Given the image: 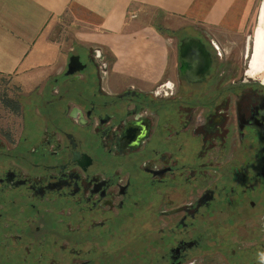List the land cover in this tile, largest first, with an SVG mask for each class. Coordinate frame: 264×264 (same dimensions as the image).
<instances>
[{
  "label": "flooded vegetation",
  "instance_id": "flooded-vegetation-1",
  "mask_svg": "<svg viewBox=\"0 0 264 264\" xmlns=\"http://www.w3.org/2000/svg\"><path fill=\"white\" fill-rule=\"evenodd\" d=\"M192 28L149 87L0 97V264H264V68Z\"/></svg>",
  "mask_w": 264,
  "mask_h": 264
},
{
  "label": "crops",
  "instance_id": "crops-1",
  "mask_svg": "<svg viewBox=\"0 0 264 264\" xmlns=\"http://www.w3.org/2000/svg\"><path fill=\"white\" fill-rule=\"evenodd\" d=\"M259 3L260 0H0V74H30L42 82L54 79L64 73L69 55L77 52L75 45H79L90 61L107 68L102 75L105 89L149 87L165 78L171 39L154 22L142 20L140 6L166 14L171 24L181 28L189 25L217 29L214 35L218 43L230 48L236 43L233 39L241 36L243 47L249 44ZM65 17L78 25L70 43L53 32L55 24ZM82 75L80 72L74 77ZM53 85L56 86L50 87Z\"/></svg>",
  "mask_w": 264,
  "mask_h": 264
},
{
  "label": "rangeland",
  "instance_id": "rangeland-1",
  "mask_svg": "<svg viewBox=\"0 0 264 264\" xmlns=\"http://www.w3.org/2000/svg\"><path fill=\"white\" fill-rule=\"evenodd\" d=\"M141 8L138 9V12H140L139 16L142 18V20L154 22L157 26H159L165 34L170 36V57H169V63L167 66V70L165 72L164 77H172V71L175 65V47H174V36L177 32H180L182 28H185L184 30H192V26H185L180 27L178 24L170 22L169 16L166 14L156 11L155 9L147 6H140ZM259 7V6H258ZM75 21H72L70 18L65 17L61 21L57 22L55 26L53 27V32L57 36L63 38L65 42H71L73 38L74 29L78 26L74 23ZM255 25L252 27V29L249 31L252 37V34L255 29ZM205 29L207 31L212 32V34L217 35L219 32L217 29H209L204 27H196ZM183 31V30H182ZM234 37L236 35L231 34ZM219 36V35H218ZM236 41L234 42V46L231 45L230 48L227 46H221L223 49L225 48L226 52L228 50L234 51L232 55H235L238 57L237 61H240L242 66H244L247 69V72L251 75L252 68L250 67L251 61L254 55V50L252 57L250 58V52H251V46H250V40L249 44H246V47H243V36L239 37L238 39H233ZM75 50L80 54L81 61L85 64L83 68H81L80 72H82V77L75 78L67 80V84H64V81L66 80L65 74H59L54 79H47L46 81H39L35 78H32L33 75H26V74H19V73H11V74H0V97H14V96H20V95H27L35 92H41L43 89L44 84L46 92L50 89V84H56V86L53 85V87L59 88L57 85L60 86L61 91L64 92L65 90L70 89H77L82 88L83 94L89 93V88L91 82L88 80L90 78L89 68H90V60L88 59L85 51L82 47L79 45H75ZM248 55V56H247ZM261 77V76H259ZM40 79V78H39ZM64 88V89H63ZM68 92V91H67Z\"/></svg>",
  "mask_w": 264,
  "mask_h": 264
},
{
  "label": "water",
  "instance_id": "water-1",
  "mask_svg": "<svg viewBox=\"0 0 264 264\" xmlns=\"http://www.w3.org/2000/svg\"><path fill=\"white\" fill-rule=\"evenodd\" d=\"M263 8H264V0H260L259 7H258V11H257V20H256L255 29H254V32H253L252 37L250 39V41H251L250 42L251 52H250L249 61H250V59L252 57V54H253L255 34H256V31H257V28H258V25H259V22H260V17H261ZM192 42H194L197 45H200L201 48H203V47L205 48L204 44L197 37L187 36V37L182 38L181 41H180V44H179V49H180L179 53H180V57H181V60H182V66H181L182 68H183V65L185 64L184 61H189V59L187 57L184 60V58L182 57V54H184V52H186V48L187 47H191L192 45H194ZM194 52L197 54V51L196 50ZM188 55H192V54H189L188 53ZM208 55L209 54H207V56ZM185 56H187V54ZM209 63H210V56H208L205 71H203V73L201 72L202 76H204L205 73L208 71V69H209ZM67 66L69 68H71L72 71H74V70L81 69L82 67L85 66V64L81 62L80 54L79 53H71L69 55V58H68Z\"/></svg>",
  "mask_w": 264,
  "mask_h": 264
},
{
  "label": "bare ground",
  "instance_id": "bare-ground-1",
  "mask_svg": "<svg viewBox=\"0 0 264 264\" xmlns=\"http://www.w3.org/2000/svg\"><path fill=\"white\" fill-rule=\"evenodd\" d=\"M250 67L258 70L264 68V8L255 34L254 55Z\"/></svg>",
  "mask_w": 264,
  "mask_h": 264
}]
</instances>
